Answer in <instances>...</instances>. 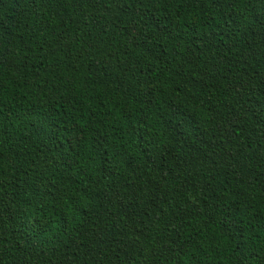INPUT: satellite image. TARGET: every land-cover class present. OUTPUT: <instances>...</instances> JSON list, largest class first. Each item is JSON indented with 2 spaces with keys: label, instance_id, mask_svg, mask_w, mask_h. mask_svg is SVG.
I'll use <instances>...</instances> for the list:
<instances>
[{
  "label": "trees",
  "instance_id": "16d2710c",
  "mask_svg": "<svg viewBox=\"0 0 264 264\" xmlns=\"http://www.w3.org/2000/svg\"><path fill=\"white\" fill-rule=\"evenodd\" d=\"M0 264H264V0H0Z\"/></svg>",
  "mask_w": 264,
  "mask_h": 264
}]
</instances>
